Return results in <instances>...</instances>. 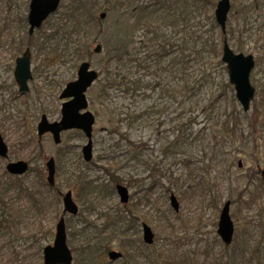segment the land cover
Returning a JSON list of instances; mask_svg holds the SVG:
<instances>
[{"label":"rangeland","instance_id":"obj_1","mask_svg":"<svg viewBox=\"0 0 264 264\" xmlns=\"http://www.w3.org/2000/svg\"><path fill=\"white\" fill-rule=\"evenodd\" d=\"M213 1L200 11L198 35L166 20L161 34L172 45L163 55L143 45L146 29L133 27L124 12L122 17L114 11L98 14L105 18V32L85 60L101 74L86 94L96 117L93 160L87 162L83 147L88 138L82 131H65L56 144L51 134L39 137L37 130L42 115L50 123L62 120L65 100L60 95L78 79L82 65L73 57L58 61L40 46L61 24L65 1L30 35L31 0H0V133L10 152L7 160L0 158V264H44L43 251L53 245L62 218L73 264H146L152 253L167 264H185L186 258L189 264H264V0H231L235 8L225 34L215 20L219 0ZM118 18L124 21L121 42L110 30ZM86 35L95 38V28ZM224 37L235 53L255 57L250 111L236 99L221 56H213V44L223 45ZM99 44L102 54L93 52ZM124 45L130 54L125 66L108 63V51ZM28 48L33 80L23 94L14 72ZM114 68L127 76L129 93L108 82ZM189 81L191 91L184 98L180 87ZM252 123H257L254 131ZM50 158L56 162L55 187L47 182ZM22 160L33 171L23 176L7 172L9 162ZM77 176L92 182L87 192ZM119 184L130 191V203L120 201ZM68 191L79 206L77 216L64 213ZM173 194L179 211L171 206ZM227 201L236 228L228 247L218 235ZM120 211L125 225L108 229L103 237L109 252L124 254L122 259L110 262L109 252L85 250L98 237L88 231L103 229ZM143 224L155 233L152 246L143 240Z\"/></svg>","mask_w":264,"mask_h":264},{"label":"water","instance_id":"obj_2","mask_svg":"<svg viewBox=\"0 0 264 264\" xmlns=\"http://www.w3.org/2000/svg\"><path fill=\"white\" fill-rule=\"evenodd\" d=\"M62 0H31L28 23L30 24L29 34L34 35L35 31L40 29L49 16L55 14L61 5ZM232 4L230 0H221L218 3V8L215 12L216 22L221 26L222 31H226V23L229 18V12ZM105 17V14L102 15ZM102 46L99 44L94 49V53L102 54ZM31 49L28 48L22 57L16 61V70L14 77L20 88V91L25 94L30 91L29 80H32L31 74ZM222 62L226 64L230 84L236 89V98L240 102L241 107L245 111H250L251 103L254 100L255 88L251 85L250 75L255 68V57L252 55L245 56L244 54H236L227 41L223 44ZM92 64L88 61L82 62L77 75L78 79L68 83L61 95L62 99H67L62 105V120L60 122L49 123L45 115L42 116V121L38 125L39 135L50 132L54 135V140L57 144L61 143V133L70 130H81L89 139L88 143L83 147V158L87 162L93 160V130L96 117L88 110L87 92L94 86L98 80L99 74L95 70H91ZM8 146L0 133V158L8 159ZM29 170V164L25 161L12 162L7 166L9 174L23 176ZM56 162L54 159H49L47 163V182L51 187H55ZM264 173V172H263ZM264 177V174H263ZM116 190L120 201L123 204L130 202V191L119 184ZM171 206L176 211H179L178 198L171 195ZM64 213L78 215L79 206L75 203L73 192L68 191L63 197ZM223 210L219 216L218 235L225 246H229L234 241L235 227L233 218L231 217V201H227L223 206ZM143 240L152 246L155 240V233L147 224H143ZM53 245H47L43 251L44 264H73V252L68 246L67 225L64 218L57 223ZM110 262L122 259L123 254L112 250L108 253Z\"/></svg>","mask_w":264,"mask_h":264},{"label":"trees","instance_id":"obj_3","mask_svg":"<svg viewBox=\"0 0 264 264\" xmlns=\"http://www.w3.org/2000/svg\"><path fill=\"white\" fill-rule=\"evenodd\" d=\"M64 1L65 3H63L64 5L62 8H64L65 14L63 13L64 15L59 18L61 19V24L53 34L48 36V38H42L43 42L40 44V46L43 52H52L58 61H66V58L70 59L73 57L72 60L76 61V63H82V61L92 57L91 49L93 43L96 42L98 37L102 36V33L105 32L103 31L105 21L103 19L105 18L98 16L102 10L106 11L105 16L114 11L120 17H122V13L124 12L125 16H129L128 18L132 21L133 27H138L140 25L146 29V40L145 42H142L143 45L146 44L152 49L154 48L160 51V54L163 55L167 52L166 47H171L172 45V43H168V40L166 39L167 35L161 34V28L166 24V20L169 22L171 21L172 24L170 25L175 29L182 26L184 28L183 31L194 30V34L198 35L199 30L197 20L200 17V11L205 10L207 4L213 5L214 3L213 0H68V4L66 5L67 1ZM234 8L235 5L233 6V9ZM123 22V20H119V22L114 24L112 29H110L111 31L114 30V32L117 33V39L119 42L123 41L124 39L123 33H121L123 30ZM92 26L95 28L96 36L95 38L90 39L86 34H88V31H90ZM223 39H225V37ZM125 48L126 47L124 45L116 50L108 51V63L111 65H116V63H118L117 67L119 68V65L122 67V62H127V57H130L129 52H127ZM212 48L214 58H220L223 51L222 43H214ZM220 64H223V62ZM118 72L119 70L117 69L116 71V68H114L113 74L115 77L108 78V82L115 85V87H119L125 91V93H129L131 87L125 81L127 76L121 75ZM124 81L125 84L122 83ZM190 91V81L185 82L180 87V94H182L184 98L187 93H190ZM256 124L257 123L251 124L253 131L256 127ZM227 131H229V123H227ZM30 171L33 170L30 168L29 172ZM42 172L43 173L39 172V177L41 180H43L44 170H42ZM77 178L80 181L79 183H81L82 191L87 192V190L91 188L92 182L88 181L87 178L80 179L78 176ZM112 180L116 183L122 181V179L118 177H114ZM58 197L59 196L57 195L56 200H58ZM123 215L124 214L122 211H120L118 216L110 217L107 220V223L109 224L103 229H100L94 225L95 227H93L92 230H89L87 234L88 236L89 234L90 236L98 234V237L88 241V246L85 250L94 248L98 252H109L110 248L108 246V242L104 240L103 236L107 234L108 229L121 224L125 225L126 219ZM137 218L141 220L138 216ZM122 233L127 239H129L125 231ZM123 247L126 249L128 257H130L129 250L125 243ZM188 261L189 260L186 258L184 263L189 264ZM92 264H97V261L95 260V262H92ZM146 264L167 263L166 261L165 263H161L159 259L155 257L154 253H152L146 260Z\"/></svg>","mask_w":264,"mask_h":264},{"label":"flooded vegetation","instance_id":"obj_4","mask_svg":"<svg viewBox=\"0 0 264 264\" xmlns=\"http://www.w3.org/2000/svg\"><path fill=\"white\" fill-rule=\"evenodd\" d=\"M221 0H219L218 1V3L220 2ZM218 3H217V7H216V10H217V8H218ZM230 3L232 4V1L230 0ZM232 7H233V4H232ZM232 7H231V9H232ZM216 10H215V12H216ZM231 11V10H230ZM230 13V12H229ZM29 17V16H28ZM229 19V18H228ZM215 20H216V17H215ZM228 22V21H227ZM217 23V22H216ZM29 24V23H28ZM30 25V24H29ZM218 25V24H217ZM226 25H227V23H226ZM221 27V26H220ZM30 29V28H29ZM221 30H222V28H221ZM227 32V28H226V31L225 32H223L222 31V33L223 34H225ZM31 35V34H30ZM224 41H227V39H225ZM223 44H224V42H223ZM222 47H223V45H222ZM96 48V47H95ZM94 48V49H95ZM31 49V48H30ZM94 49H93V52H94ZM235 52V51H234ZM25 53V52H24ZM97 54V53H96ZM222 54H223V51H222ZM237 54V53H236ZM23 55V54H22ZM221 57H222V55H221ZM83 62H85V61H83ZM89 62V61H88ZM90 63V62H89ZM255 63H256V60H255ZM91 64V63H90ZM224 64V63H223ZM225 66H227L226 64H225ZM16 67V66H15ZM16 70V69H15ZM91 70H95L98 74H99V78H100V76H101V74L99 73V71H97L95 68H93V66H91ZM228 70V69H227ZM31 74H32V70H31ZM229 76V75H228ZM15 78V77H14ZM98 78V79H99ZM33 80V79H32ZM31 80H29V82H30ZM229 83H230V79H229ZM234 86V85H233ZM19 87V86H18ZM235 89V88H234ZM21 92V91H20ZM30 92V91H29ZM28 92V93H29ZM22 93V92H21ZM63 93V92H62ZM26 94V93H25ZM62 95V94H61ZM61 95H60V97H61ZM237 99V98H236ZM61 100H62V98H61ZM63 100H65L63 103H65L66 101H68L67 99H63ZM63 103H62V105H63ZM240 103V102H239ZM89 104V103H88ZM62 108V107H61ZM63 109V108H62ZM89 109V108H88ZM43 116V115H42ZM46 116V115H45ZM62 118V117H61ZM41 121H42V117H41ZM40 121V122H41ZM49 121V120H48ZM40 122H39V124H40ZM50 123V122H49ZM38 124V125H39ZM51 124H53V123H51ZM94 127V126H93ZM37 130H38V126H37ZM71 131V130H70ZM81 131V130H80ZM65 132V131H64ZM63 132V133H64ZM93 132H94V130H93ZM63 133H61V135L63 134ZM45 134H51L52 135V137H53V140H54V135L52 134V133H50V132H47V133H45ZM38 135H39V130H38ZM44 135V134H43ZM85 135V134H84ZM93 136V135H92ZM39 137H42V136H40L39 135ZM87 138V137H86ZM4 139V138H3ZM93 140V139H92ZM55 141V140H54ZM88 141H89V139H88ZM5 142V141H4ZM56 143V142H55ZM62 143V142H61ZM61 143H59V144H61ZM7 144V143H6ZM57 144V143H56ZM7 146H8V144H7ZM8 150H9V147H8ZM9 152V151H8ZM9 155H10V152H9ZM51 159V158H50ZM53 159V158H52ZM84 159V158H83ZM7 160V159H6ZM12 162H15V161H12ZM12 162H9V164L10 163H12ZM17 162V161H16ZM48 163V162H47ZM47 163H46V169H47ZM8 164V165H9ZM7 165V166H8ZM29 169H30V164H29ZM7 170V169H6ZM29 171V170H28ZM28 171L26 172V173H28ZM8 172V171H7ZM56 172V171H55ZM56 174H57V172H56ZM264 174V173H263ZM12 175V174H11ZM14 175V174H13ZM55 181H56V176H55ZM56 185V184H55ZM130 203V202H129ZM149 246V245H148Z\"/></svg>","mask_w":264,"mask_h":264}]
</instances>
